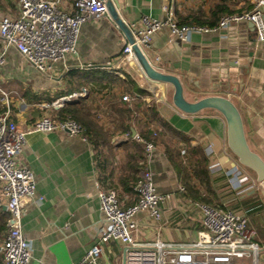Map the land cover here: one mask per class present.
<instances>
[{"label":"crops","instance_id":"1","mask_svg":"<svg viewBox=\"0 0 264 264\" xmlns=\"http://www.w3.org/2000/svg\"><path fill=\"white\" fill-rule=\"evenodd\" d=\"M257 1L114 0L130 26L147 14L206 27L218 26L224 14L253 9ZM73 2L62 0L61 6L72 11ZM1 11L19 13L14 0H0ZM127 43L108 13L83 25L78 58L58 62L53 74L43 75L0 37V54L6 51L0 65V112L9 104L11 118L27 127L44 115L63 118L80 109V122L95 120L101 136L89 123H84L87 139L63 131L27 136L20 160L37 178L36 195L25 200L22 218L23 233L32 242L30 264H72L83 258L102 230L99 189L116 186L124 206L134 203L131 184L145 152L134 133L157 136L149 166L158 190L172 195L161 208V219L147 211L136 214L142 240L196 238L203 228L198 204L207 201L247 216L252 210L258 220L251 226L264 242V187L242 180L255 178L229 148L223 115L214 109L179 110L173 85L149 80L136 60H122ZM146 54L160 71L181 79L187 99L231 98L242 112L251 148L264 157V44L257 42L252 22L194 31L188 40L165 26L154 34ZM155 93L162 95L160 102L152 100ZM126 94L131 101L122 99ZM124 255L125 247L111 240L101 264H124Z\"/></svg>","mask_w":264,"mask_h":264},{"label":"built area","instance_id":"2","mask_svg":"<svg viewBox=\"0 0 264 264\" xmlns=\"http://www.w3.org/2000/svg\"><path fill=\"white\" fill-rule=\"evenodd\" d=\"M14 1L18 16L0 12V37L6 48H16L43 75L53 74L58 62L78 58L83 25L109 13L106 0H74L72 11L61 6L62 0ZM242 22H252L257 42L264 44V0H258L251 10L224 14L216 27L180 25L173 18L163 21L146 14L131 28L136 44L146 54L154 34L165 26L170 28L173 36L188 40L194 31L209 32L217 27L225 28ZM5 54L6 51L0 54V65L6 62ZM121 58L129 62L137 61L133 44L128 42L124 46ZM6 97L8 101L7 94ZM151 98L160 102L162 95L155 93ZM122 99L131 101L128 94ZM58 104L62 101L58 100ZM12 112L9 104L6 110L0 112V208L5 207L9 213L0 244L1 264H30L32 242L23 233L22 218L25 200L36 195L37 178L35 172L20 160L27 136L33 132L53 131L67 132L84 139L87 136L84 125L72 115L55 118L47 114L29 126L21 127L11 118ZM132 138L143 143L145 150L139 162L141 171L133 185L135 201L130 206H124L118 187L99 189L103 214L101 234L83 258L72 264H101L105 246L111 240L125 247L126 264H264V242L259 240L257 229L250 225L247 214L205 201L198 204L203 228L197 232L196 238L183 243L166 242L160 238L142 240L136 214L147 211L149 216L161 219V208L172 195L158 190L154 172L149 166L155 143L137 133ZM242 180L249 181L250 187H264L256 179L243 177Z\"/></svg>","mask_w":264,"mask_h":264},{"label":"water","instance_id":"3","mask_svg":"<svg viewBox=\"0 0 264 264\" xmlns=\"http://www.w3.org/2000/svg\"><path fill=\"white\" fill-rule=\"evenodd\" d=\"M106 3L110 16L125 34L128 42L133 44V52L144 75L155 83L161 82L173 85V104L185 113L195 114L205 109H214L221 113L227 123L229 148L237 156L240 164L252 170L256 174V180L264 184V157L253 150L249 144L240 108L231 98L223 95H210L194 100L187 99L181 79L176 75L162 72L153 66L148 56L136 44L130 24L123 19L114 0H106ZM4 210H6L5 207ZM124 264H126V254L124 255Z\"/></svg>","mask_w":264,"mask_h":264},{"label":"trees","instance_id":"4","mask_svg":"<svg viewBox=\"0 0 264 264\" xmlns=\"http://www.w3.org/2000/svg\"><path fill=\"white\" fill-rule=\"evenodd\" d=\"M81 113H82V111L80 109L73 110V112H72L74 118H76L75 116L80 117V114ZM78 121L80 122V120H78ZM83 122L86 123L87 125L89 123L90 124L89 127H92V124L94 126H96L95 125V122H96L95 120H89L88 122L85 121V120H83ZM80 123L84 125V123H82V122H80ZM84 127H85V135L88 138H90V134H89V132H88V130H87V128H86L85 125H84ZM95 131L97 132L98 136H100V134H99V128L98 129H95ZM128 131L131 132V130H128ZM101 133H104V132L101 131ZM145 138L146 139H149V140H152L154 143H156V140H157V136L151 137V135H149V136H146ZM135 182H136V180L132 182V184H131L132 187H133V185H134ZM8 218H9L8 211L4 210L3 208H0V229H3L4 231L6 230ZM1 259H2V256H0V261H1ZM0 264H1V262H0Z\"/></svg>","mask_w":264,"mask_h":264},{"label":"rangeland","instance_id":"5","mask_svg":"<svg viewBox=\"0 0 264 264\" xmlns=\"http://www.w3.org/2000/svg\"><path fill=\"white\" fill-rule=\"evenodd\" d=\"M0 85H4V83H2V82H0ZM76 117V119H78V120H80V117H77V116H75ZM81 121V120H80ZM95 125L97 126V129L99 128V126H98V124H97V122H95ZM101 130V129H100ZM108 137L109 136H106V139H108ZM102 139H104V138H102ZM105 143V142H104ZM142 159V158H141ZM140 159V160H141ZM140 160H139V162H140ZM140 164V163H139ZM138 164V169L136 170V175H135V179L133 180V181H135L136 179H137V176L139 175V173H140V171H141V169H140V166L141 165H139ZM250 172L252 173V175H253V177L256 179V174L252 171V170H250ZM207 202V201H206ZM209 203V202H208ZM255 211H257L258 212V210H255ZM247 212H249V214H248V216H249V223H250V225H255L256 226V222H257V220H258V217H257V219H255L252 215H250L251 213H252V210H247ZM4 230L3 229H0V244L2 243V238H3V234H4ZM1 256V255H0ZM244 261H248V259H245ZM1 262V261H0Z\"/></svg>","mask_w":264,"mask_h":264}]
</instances>
